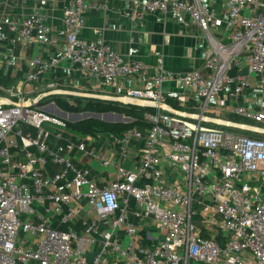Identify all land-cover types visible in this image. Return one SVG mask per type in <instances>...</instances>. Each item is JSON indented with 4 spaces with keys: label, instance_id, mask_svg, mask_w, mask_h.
I'll return each mask as SVG.
<instances>
[{
    "label": "built area",
    "instance_id": "obj_1",
    "mask_svg": "<svg viewBox=\"0 0 264 264\" xmlns=\"http://www.w3.org/2000/svg\"><path fill=\"white\" fill-rule=\"evenodd\" d=\"M7 1L0 0V49L4 41L13 43L10 36L22 45L56 47L45 16L31 13L6 22L1 6ZM222 1L223 15L199 0H131L124 13L129 20L158 13L185 26L188 15L214 50L206 77L198 71L172 73L159 61L149 87L125 91L131 105L165 104L163 84L174 80L200 100L194 115L210 118L227 111L264 128V0ZM252 7L259 10L248 15ZM88 11L105 12L106 7L68 0L60 57L33 58L28 65L37 69L34 73L14 87H0V264H264V140L156 109L145 115L151 124L145 133L107 134L112 152L104 155L92 148L96 136L73 141L65 120L37 107L38 102L27 106L41 96L25 95L39 75L61 62L76 65L84 77L106 87L145 69L106 45L93 46L79 37ZM220 29L228 35L226 44H215L211 36ZM241 53L262 91L257 110H227L219 97L230 87L232 98L249 88L240 72ZM8 57L0 50V69ZM231 66L238 71L234 76L228 75ZM132 141L138 142L134 150ZM74 153L112 168L113 179L99 186L88 168L73 163ZM50 164L58 168L53 174L47 173ZM75 220L81 234L57 228ZM26 235L36 237L33 249L27 248ZM89 248L95 249L90 261L85 258Z\"/></svg>",
    "mask_w": 264,
    "mask_h": 264
},
{
    "label": "crops",
    "instance_id": "obj_2",
    "mask_svg": "<svg viewBox=\"0 0 264 264\" xmlns=\"http://www.w3.org/2000/svg\"><path fill=\"white\" fill-rule=\"evenodd\" d=\"M67 1L25 0L22 3L21 0H8L5 8L1 6V13L4 11L6 15V22L16 21L22 16L31 13L45 16L57 40L56 47L41 43L22 45L16 37L12 36L10 37L13 43L2 42L1 55H9V57L1 65V88L8 89L14 87L23 82L28 74L34 73L37 69L29 67V60L38 57L43 61H47L53 57H60L61 50L66 45L63 33L62 10L66 6ZM89 1H94L97 4L105 6L106 11L86 12L83 17V29L80 31L79 37L84 42L93 46L106 45L120 54L125 60H132L143 64L145 69L134 76L120 80L114 86L106 87L95 80L84 77L76 65L69 62H61L56 67L39 75V80L32 85L31 92H26V98H35L39 94L41 95V93L49 91L48 87L50 85H55L52 90L70 88L75 90V92L123 97L126 90H143L149 87L151 80L156 75L159 61H161L164 69L175 74L189 71H198L204 77L210 74L207 63L214 55L213 47H210L211 45H209L202 31L191 21L188 15L184 16L185 26L176 23L171 17L164 19L158 13L147 14L142 19L131 21L124 15L131 8V0ZM199 2L219 15H223L226 11L222 0H199ZM258 10V8L252 7L247 13L248 15H253ZM210 33L215 44L217 42L222 44L228 42L226 31L220 29L218 31H211ZM238 59L243 61V68L240 72L248 78L250 86L238 98H232L227 95L232 87L227 92L221 93L219 97L225 100L227 110L237 107L257 110L262 94V91L258 87V78L249 73L246 64V54L241 53ZM237 72V69L231 66L228 75L234 76ZM7 78L14 79L13 83L9 86L4 85V82H7ZM163 91L166 93L165 100L172 99L178 102L185 110L195 114L199 113L200 100L193 93L187 91L178 81H166L163 84ZM47 107L43 108L46 109ZM212 108H214V104H212ZM222 112V116L229 114L225 111L223 115ZM50 114L57 116L54 113ZM216 114L214 112L215 116ZM63 120L69 121V119ZM66 132L73 141H77V136H80V134H73L68 130ZM107 134H103L104 136L99 134L102 139L104 137V142H101L97 146L96 141L92 146L93 149L96 148V152L104 155H109L112 152L108 144L109 139ZM131 144V150H134L138 146L137 141H132ZM71 157L77 167H84L90 170V178L94 179L99 186L104 184L103 180L113 179L112 168H102L96 161L81 157L76 153L72 154ZM57 170L56 166L50 164L47 173L53 174ZM60 227L57 228L59 229ZM66 227V231L70 230L78 234L82 233L79 220L75 224L66 225ZM23 237L29 240L27 248L33 249L32 242L36 237L28 235ZM94 252V248H89L85 254V258L90 261Z\"/></svg>",
    "mask_w": 264,
    "mask_h": 264
},
{
    "label": "trees",
    "instance_id": "obj_3",
    "mask_svg": "<svg viewBox=\"0 0 264 264\" xmlns=\"http://www.w3.org/2000/svg\"><path fill=\"white\" fill-rule=\"evenodd\" d=\"M14 79L7 78V82H4L5 86H9L13 83ZM65 91H75L70 88L60 89ZM46 91L44 93H48ZM40 95V94H39ZM42 95V93H41ZM170 108L178 112H184L188 114H194L182 108L178 102L172 99H166L164 102ZM49 104H54L58 109L67 114H108L113 113L116 115H121L123 118L127 119L126 122L120 123H109L102 120H97L93 118L83 119L77 122L66 121L67 130L73 134L80 135H91L97 136L99 134L112 133L118 135L128 129H137L138 131L145 133L150 129L151 124L145 119L146 114H154L157 112L155 108L135 106V105H123L117 102L102 101L90 98H81L70 95H48L43 97L37 103V107H46ZM210 118H218L214 114L207 115ZM220 119V118H219ZM225 121H230L234 123L245 124L253 127H260L251 122L239 119L231 114H226ZM204 127L219 129L223 131L234 132L243 136H247L253 139L264 140V135L255 134L253 132L237 130L233 128H228L224 126H216L214 124L202 123ZM262 128V127H260ZM66 225L61 226L60 231H66Z\"/></svg>",
    "mask_w": 264,
    "mask_h": 264
},
{
    "label": "water",
    "instance_id": "obj_4",
    "mask_svg": "<svg viewBox=\"0 0 264 264\" xmlns=\"http://www.w3.org/2000/svg\"><path fill=\"white\" fill-rule=\"evenodd\" d=\"M70 95V96H75V97H81V98H90V99H97V100H102V101H110V102H117L123 105H131V101L126 98V97H109L105 95H95V94H89V93H81V92H75V91H65V90H54L50 91L48 93H43L39 98L31 100L29 102V105L27 106H34L39 100H41L43 97H46L48 95ZM142 106L144 107H151L155 109H159L161 111L169 112L174 115L183 117L185 119H190V120H200L203 123H209V124H214L216 126H224L228 128H233L237 130H242V131H248V132H253L255 134H261L264 135V128H259V127H253L245 124H240V123H234L230 121H225L221 120L219 118H202L199 115L196 116L194 114H188L184 112H178L167 106L166 104L162 105H153L149 104L146 102L142 103ZM47 112L54 113L55 115L59 116L62 119H69L70 122H77L83 119L87 118H93L97 120H102L105 122L109 123H120V122H126L127 119L123 118L121 115H116L113 113H108V114H89V113H84V114H67L60 109H58L54 104H50L46 110Z\"/></svg>",
    "mask_w": 264,
    "mask_h": 264
},
{
    "label": "rangeland",
    "instance_id": "obj_5",
    "mask_svg": "<svg viewBox=\"0 0 264 264\" xmlns=\"http://www.w3.org/2000/svg\"><path fill=\"white\" fill-rule=\"evenodd\" d=\"M50 105V104H49ZM48 105V106H49ZM210 106L212 107V102L210 103ZM40 108H42V107H40ZM39 109V108H38ZM246 110H252V109H247V108H245ZM46 110V109H45ZM217 114H216V117H218V118H220V119H224L225 118V116H222L221 115V113L219 114L218 112H216ZM222 114H223V112H222ZM224 115V114H223ZM18 128H20L19 126H18ZM101 136H104L103 134H100ZM97 136L98 138L96 139V141H97V146L101 143V142H104L103 141V139H104V137H103V139L101 138V136ZM94 150H96V148H94ZM87 163H88V161H86ZM132 162H130V160L128 161V164L130 165ZM126 166H128L127 164H126ZM131 166V165H130ZM262 199L264 200V196L262 197ZM195 204L193 205V208H195ZM23 216V215H22ZM22 216H21V218H22ZM82 217V216H81ZM83 219V218H82ZM88 220V219H87ZM77 220H75V222H76ZM80 221H81V219H80ZM192 222L195 224V225H197V226H200V224H199V219L198 218H196V217H193L192 218ZM210 234H212V232L211 231H208ZM217 239L219 240L220 239V237L218 236L217 237Z\"/></svg>",
    "mask_w": 264,
    "mask_h": 264
}]
</instances>
